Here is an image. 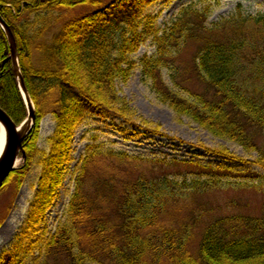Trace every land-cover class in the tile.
Segmentation results:
<instances>
[{
	"label": "trees",
	"instance_id": "obj_1",
	"mask_svg": "<svg viewBox=\"0 0 264 264\" xmlns=\"http://www.w3.org/2000/svg\"><path fill=\"white\" fill-rule=\"evenodd\" d=\"M154 0H0V15L13 30L25 85L36 108V123L24 141L26 162L0 189L16 192L38 160L42 174L30 212L17 240L0 264H264V217L230 211L221 215L204 197L227 186L264 192V15H235L207 22L212 6L185 7L164 29L147 14ZM90 8L59 28L50 43L22 23L25 14L52 16ZM148 42L153 55L134 56ZM191 47L188 67L178 65ZM36 54L38 55L36 57ZM139 69L159 102L213 136L236 143L257 158L248 162L226 148L209 149L233 166L151 159L106 149L97 137L87 147L75 190L56 231L47 235L53 207L72 162L77 130L88 116L123 121L129 127L166 137L119 94ZM167 72L175 88L164 78ZM0 107L20 125L27 109L0 28ZM52 115L50 150L39 148L41 123ZM251 166V167H248ZM183 169L200 178L188 184ZM195 174V173H194ZM201 175H205L204 177ZM244 181V182H243ZM229 211V207H227Z\"/></svg>",
	"mask_w": 264,
	"mask_h": 264
},
{
	"label": "rangeland",
	"instance_id": "obj_2",
	"mask_svg": "<svg viewBox=\"0 0 264 264\" xmlns=\"http://www.w3.org/2000/svg\"><path fill=\"white\" fill-rule=\"evenodd\" d=\"M112 1V0H108ZM196 5L198 8L210 5L212 13L207 22L208 26L215 25L235 15L238 7L242 8L245 16L264 15V0H154V4L148 8L147 14L158 16V27L164 29L180 14L185 7ZM92 9L77 8L75 10H63L52 16L40 19L36 13L25 14L21 17L22 23H30L35 29L42 28L47 21L48 29L39 40L45 44L50 43L53 35L57 33L62 25L80 17ZM155 48L150 42L145 44L133 57L138 61L145 54L153 55ZM194 50L185 48L178 57L180 67H188L193 59ZM38 55L36 54V57ZM164 78L168 85L180 92L183 96L187 94L175 88L167 72ZM119 94L126 98L131 107L144 119L162 127L166 137L148 134L145 131L134 129L123 121L108 118L103 119L96 116L85 118L76 132L73 142L72 162L68 168L63 187L58 197L46 215L45 227L47 235L56 231L59 223L64 219V214L75 190V182L82 159L87 154V147L92 144L93 138L97 137L98 143L106 149L118 152H126L132 156H142L151 159L178 160L181 162H193L200 166H212L221 168L231 166L222 162L210 153L206 148H226L238 157L252 162L257 154H248L242 147L226 139L213 136L202 129L197 123L187 117H178L171 109L161 104L152 92L148 83L143 81L139 69L135 70L127 83H120L117 86ZM26 119V118H25ZM55 121L52 115H48L41 123V139L39 148L49 152L48 139L55 131ZM22 161L19 166H22ZM235 170L243 171L242 164H233ZM231 166V167H232ZM251 167V166H248ZM264 176V172L253 167ZM187 175L188 184L194 179L200 178V173L194 169H183ZM195 173V174H194ZM42 174V167L37 160L30 169L24 184L16 192L8 187L0 194V255L17 240V235L22 231L30 212L31 202L34 200L38 190L39 180ZM205 176V175H201ZM222 184L217 190L211 191L204 197L205 202L215 207L221 215H230V211L241 214L245 217H264V192H257L253 188L239 189L237 186H227V180H221ZM244 182V181H243ZM229 207V211L227 209ZM37 255L28 260L21 261V264H31Z\"/></svg>",
	"mask_w": 264,
	"mask_h": 264
},
{
	"label": "water",
	"instance_id": "obj_3",
	"mask_svg": "<svg viewBox=\"0 0 264 264\" xmlns=\"http://www.w3.org/2000/svg\"><path fill=\"white\" fill-rule=\"evenodd\" d=\"M0 28L4 32L9 43L13 70L16 76V81L19 90L21 92L27 109L26 119L20 125H17L13 122L9 115L0 107V127H2L5 132V147L0 156L1 189L10 177V175L20 169L19 162L22 161V166L26 162V153L23 145L28 134L33 130L35 126L37 116L35 104L24 82L20 66L17 42L13 30L1 15Z\"/></svg>",
	"mask_w": 264,
	"mask_h": 264
},
{
	"label": "bare ground",
	"instance_id": "obj_4",
	"mask_svg": "<svg viewBox=\"0 0 264 264\" xmlns=\"http://www.w3.org/2000/svg\"><path fill=\"white\" fill-rule=\"evenodd\" d=\"M5 147V132L2 127H0V156L4 150Z\"/></svg>",
	"mask_w": 264,
	"mask_h": 264
}]
</instances>
